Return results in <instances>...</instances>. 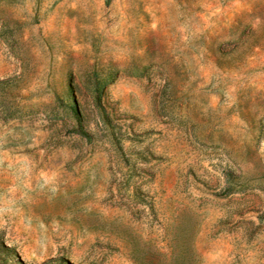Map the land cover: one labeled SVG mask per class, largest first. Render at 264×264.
<instances>
[{
    "label": "rangeland",
    "instance_id": "rangeland-1",
    "mask_svg": "<svg viewBox=\"0 0 264 264\" xmlns=\"http://www.w3.org/2000/svg\"><path fill=\"white\" fill-rule=\"evenodd\" d=\"M0 264H264V0H0Z\"/></svg>",
    "mask_w": 264,
    "mask_h": 264
},
{
    "label": "trees",
    "instance_id": "trees-1",
    "mask_svg": "<svg viewBox=\"0 0 264 264\" xmlns=\"http://www.w3.org/2000/svg\"><path fill=\"white\" fill-rule=\"evenodd\" d=\"M105 3L108 4L109 3V0H105ZM83 134V133H82Z\"/></svg>",
    "mask_w": 264,
    "mask_h": 264
}]
</instances>
